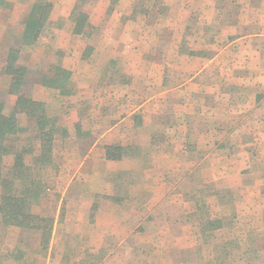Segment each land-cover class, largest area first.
<instances>
[{"label": "rangeland", "instance_id": "rangeland-1", "mask_svg": "<svg viewBox=\"0 0 264 264\" xmlns=\"http://www.w3.org/2000/svg\"><path fill=\"white\" fill-rule=\"evenodd\" d=\"M248 3L258 6L259 0H0V92L9 89L5 63L11 48L18 52L16 64L31 72L23 92L41 98L35 100L45 108L44 130L51 134L48 161L41 164L35 160L38 124L17 116L23 131L8 141L12 151L0 171L11 177L14 153L27 151L22 162L41 186L30 211L49 219V233L0 223V264H264V245L257 244L264 237L257 223L262 219L264 226V199L250 188L260 177L264 194V150L263 162L249 173L219 171L214 181L207 174L193 176L195 182L181 187L183 197L164 200L167 212L156 209L159 181L143 183L161 171L159 147L171 139L168 126L177 127L176 115L184 113L188 126L194 122L199 88L187 81L223 46L264 31ZM215 62L227 63L223 55ZM206 72L218 84L230 74L224 67ZM199 93L209 100V93ZM14 99L5 97L7 116ZM218 101L215 114L224 107V99ZM129 112L130 126L121 129L119 143L104 145V156L130 154L134 161L127 170L118 163L105 166L114 180L108 188L99 181V166L80 169L79 163ZM227 136L217 132L215 138ZM217 152L223 160L225 150ZM14 183L21 188L20 181ZM112 190L120 212L101 202L103 191ZM150 192L156 193L151 199ZM244 203V213L250 212L239 215Z\"/></svg>", "mask_w": 264, "mask_h": 264}, {"label": "crops", "instance_id": "crops-1", "mask_svg": "<svg viewBox=\"0 0 264 264\" xmlns=\"http://www.w3.org/2000/svg\"><path fill=\"white\" fill-rule=\"evenodd\" d=\"M247 6L246 9L248 11H255L257 15L259 14L256 21H264V0H259L258 6L251 3H248ZM234 34V32L230 33L231 36ZM222 55L227 61L223 67L231 75L224 77L223 82L218 84L213 76L209 74L207 76L205 70L211 68L216 72V69H222L223 67L215 62ZM29 64L30 66H27L32 69L37 68L33 63ZM189 82L199 88V94H202L201 92L209 93V100L206 102L204 97L198 96L197 92L196 96L200 101L196 103L195 107H192L191 114H193L192 117H195V119L189 126L185 123L184 113H180L182 116L180 119H178L179 115H176L175 126L177 127L168 126L172 127L170 131L172 132L171 139L167 138L168 141L165 145L159 147L161 149L159 152L161 158L159 162L161 164L158 167L161 171L151 175L150 179L146 177L143 179L144 184L155 180L159 181L160 187L157 190L160 191L157 194L162 200H160L156 209L165 210L166 212V205L163 204L164 200L172 198L178 200L183 197L184 192L181 187L184 182H195L196 180L193 176L207 174V179L214 181L217 180L215 174L219 171H222L225 176L231 174L238 176L251 172L252 167L255 165L260 166L261 162H263V158L259 157V153L260 150H264V31L261 29L256 34L240 35L232 43L223 46L213 58L207 60L199 68L195 75L187 81V83ZM217 84L223 86L219 92L217 91ZM180 86L184 87L185 84ZM164 89L166 90V88ZM103 93V88L100 87L98 99L100 102L104 101ZM161 96L163 98L162 94ZM126 98H130L128 91L126 92ZM218 98L224 99V107L221 113L215 114L214 111L217 110L219 105ZM35 99L41 100L40 97L33 98L34 101H36ZM132 114L134 112H129L120 121L112 123L99 137L102 140L93 145L92 149L79 163L80 169L89 164L99 166V181L103 186L104 184L107 185L108 188H111V183L114 180L112 177L109 179L110 173L107 172L105 166L108 163H113L112 165L118 163L117 166L125 168L121 170H127V166L134 160L129 158L130 154L125 158L121 156V158L107 159L104 156V145L119 143L117 137L121 135V129L124 131L126 124L127 126L129 125ZM99 117L102 118L103 115H99ZM216 119H222L225 122L222 126H219L215 122ZM20 129L23 131L21 127ZM217 132H224L228 135L224 139L225 141H216L215 135ZM231 135H239L238 141H231ZM223 149L226 153L222 160L217 157L219 156L217 151ZM96 154L98 155L97 157H95ZM231 154L233 155L231 156ZM134 156L132 158L136 157ZM225 176L223 178L228 181L229 178ZM258 178V182L253 183L250 188H253V192H255L254 197H262L264 199V194L260 192V177ZM201 180L203 181V179ZM161 188L164 190L162 191ZM95 194L99 196V193ZM155 194L150 192L147 197L151 199ZM103 195L109 200H105L104 197L101 202L111 208L112 211L119 210L120 212L123 210L114 190L107 193L103 191ZM244 198H247V196ZM245 204H243L244 210L238 211L239 215H245L250 212L248 208L249 212L244 213L246 212ZM176 206H178L177 203ZM179 207L181 208V204H179ZM151 211L149 209V212ZM261 211L262 209L258 212ZM261 221L262 219L257 221L260 225L258 228L264 229ZM263 238L259 239L260 242L257 243L259 246L264 245ZM242 257H244V253H242Z\"/></svg>", "mask_w": 264, "mask_h": 264}, {"label": "trees", "instance_id": "trees-1", "mask_svg": "<svg viewBox=\"0 0 264 264\" xmlns=\"http://www.w3.org/2000/svg\"><path fill=\"white\" fill-rule=\"evenodd\" d=\"M17 59L18 52L10 48L5 63V73L10 77L9 89L6 93L0 92V169H2L4 157L12 151L13 146L8 145L7 141L17 137L21 130L17 119L19 114H23L38 124L41 134H36V136L40 142V153L38 158L35 157V160L46 164L50 153V130H44L47 123V119L43 117L45 108L41 102L34 101L24 94L23 89L27 84L28 73L31 72L27 68L17 65ZM9 95L15 98V102L11 115L7 116L3 111L5 97ZM26 153L27 151L24 149L20 153H14V162L11 166L14 174L11 177L3 174L2 170L0 171V223L8 227L40 231L44 236L49 233L50 221L40 218L30 211V204L40 194L41 186L39 180L30 177L31 169L22 162L21 158ZM15 181H20L21 188L16 189L18 185L15 186ZM218 225L219 223H217Z\"/></svg>", "mask_w": 264, "mask_h": 264}]
</instances>
